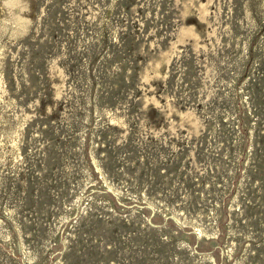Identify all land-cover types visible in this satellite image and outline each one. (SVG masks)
<instances>
[{
  "label": "rangeland",
  "instance_id": "rangeland-1",
  "mask_svg": "<svg viewBox=\"0 0 264 264\" xmlns=\"http://www.w3.org/2000/svg\"><path fill=\"white\" fill-rule=\"evenodd\" d=\"M0 264H264V0H0Z\"/></svg>",
  "mask_w": 264,
  "mask_h": 264
}]
</instances>
